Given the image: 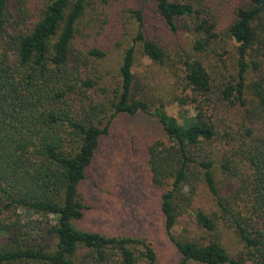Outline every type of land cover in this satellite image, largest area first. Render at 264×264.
<instances>
[{"label":"trees","instance_id":"obj_1","mask_svg":"<svg viewBox=\"0 0 264 264\" xmlns=\"http://www.w3.org/2000/svg\"><path fill=\"white\" fill-rule=\"evenodd\" d=\"M91 1L42 0L31 10L30 0H0V264L156 261L145 238L73 225L84 216L79 185L100 137L123 112L158 116L166 132L148 161L179 264H264V0L239 5L223 36L200 1L154 0L173 31L180 19L191 22L192 52L179 65L147 37L137 11L134 40L149 59L170 64L169 101L194 110L189 125L145 90L135 45L114 83L101 84L107 50L79 38Z\"/></svg>","mask_w":264,"mask_h":264},{"label":"rangeland","instance_id":"obj_2","mask_svg":"<svg viewBox=\"0 0 264 264\" xmlns=\"http://www.w3.org/2000/svg\"><path fill=\"white\" fill-rule=\"evenodd\" d=\"M181 1L205 4L208 16L217 23L223 36L234 11L247 0ZM41 2L30 0L31 10ZM138 10L143 16L142 30L147 37L163 45L171 55L168 61L179 65L180 57L192 52L195 34L189 27L191 22L180 19L178 29L173 31L156 10L154 0H110L106 4L92 0L81 21L80 42L83 47L96 44L107 50V56L100 61L99 67L103 76L101 84L108 86L116 79L115 73L124 51L131 45L137 46L135 71L145 90L162 96L167 101L166 111L189 125L194 120V110L190 108L188 114L182 113L178 103L169 101L175 89L170 64L161 65L152 61L142 53L139 41L134 40L140 24ZM226 44L229 49L235 45L230 40ZM206 59L213 60L211 57ZM177 89L182 91V87ZM159 139L166 140L167 135L158 116L123 112L112 118L108 130L100 137L86 177L79 185L85 205L84 216L73 220V225L83 231H97L105 235L145 238L157 253L153 264H179L181 253L165 228L161 207L163 190L153 184L148 161V148ZM186 217L192 225V218ZM187 218L180 220L174 232L182 231Z\"/></svg>","mask_w":264,"mask_h":264}]
</instances>
